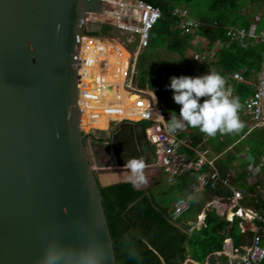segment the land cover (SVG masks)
<instances>
[{"label": "water", "instance_id": "95a60500", "mask_svg": "<svg viewBox=\"0 0 264 264\" xmlns=\"http://www.w3.org/2000/svg\"><path fill=\"white\" fill-rule=\"evenodd\" d=\"M102 8L0 0V264H117L101 188L128 181L127 160L108 133L89 139L92 162L78 106L80 36ZM125 125L146 164L148 182L135 188L148 187L159 168L144 122Z\"/></svg>", "mask_w": 264, "mask_h": 264}, {"label": "trees", "instance_id": "16d2710c", "mask_svg": "<svg viewBox=\"0 0 264 264\" xmlns=\"http://www.w3.org/2000/svg\"><path fill=\"white\" fill-rule=\"evenodd\" d=\"M146 1L158 6L161 11L160 18L150 29L149 43L143 51L142 57L148 58L149 55H152L156 58V65L150 71L149 86L156 91L158 104L165 114L166 121L170 118L172 111H176L178 115L180 109V105L175 103L173 91L169 87L173 76H199L211 67L210 72L214 71L223 75L227 84L233 86L234 92L241 100L252 93V83L236 82L230 72L245 68L244 75L253 79L254 74L264 61V41L230 40L225 34V28L228 26H249L252 22L256 23L257 29L264 28V13L259 7L264 3V0H208L206 11L203 14L200 13V16L196 15L197 11L194 9L201 2L200 0ZM246 5L250 6L249 13H239L238 9ZM177 7H186L189 15L199 20L212 23L214 19H217L222 22L223 27L219 24L212 27L206 26L204 22L193 30L194 33L203 35L212 33L221 42V47L209 62L200 58L196 65L185 54V49L193 45L190 41L193 31H184L179 26L181 16L174 12ZM258 14L260 16L257 18ZM108 28L109 25L102 24L99 31L93 32L106 33ZM87 44L89 45V42L85 39L81 57L83 60L80 63L82 91L85 76H88L90 72L99 80V91L88 94L95 100L96 107L107 116L111 113L122 115L123 103L133 105V102L127 99L123 87L122 65L121 63H108V65L86 59L89 47ZM108 76L112 78V93H107L105 90L106 80L104 77ZM141 83L143 82L141 81ZM109 109L116 110V112ZM239 117L243 124L239 133L224 134V138L220 137L219 133L215 137L207 136V143L215 152H221L217 158L219 171L224 173L228 168H234L237 174L236 181H241L240 185L244 186L248 162L241 156V152L248 151L256 162L259 161L260 156L264 154V126L248 130L249 119L242 114H239ZM187 131H190L193 141H199L203 136H206L198 129L191 127H186L181 132L185 134ZM227 137H231L233 142L235 141L228 149L226 147L232 143V140L227 143ZM181 149L188 156L194 154L188 148ZM135 156L138 158V153ZM235 164H238L239 168H235ZM199 174L200 170H186L175 174L174 180L167 183L174 185L176 182H179L178 184L186 182V187L189 188ZM160 177L163 178L162 174ZM160 177L154 178L152 185L158 182ZM163 179L165 180V178ZM181 184L176 198L185 192L181 188ZM152 185L137 189L126 181L101 188L117 264H183L186 258L201 261L208 252L220 249L225 237H231L235 244L240 242L242 237L239 228L240 218L237 217L230 221L221 218L213 209L206 211L203 225L194 227L190 232L181 229L169 217L170 206L176 198L173 201L168 199L164 203H160L152 190ZM207 189L210 187L207 186ZM216 190L227 192V189L222 185H218ZM202 197L198 194L196 198L203 201ZM198 205L199 202L196 200L191 202V206L181 214L179 219L181 221H184L185 217L189 219L190 217L186 216V213L192 209H199ZM255 205L264 207V198L259 199ZM250 234L249 231L248 235Z\"/></svg>", "mask_w": 264, "mask_h": 264}, {"label": "built area", "instance_id": "2783aa9c", "mask_svg": "<svg viewBox=\"0 0 264 264\" xmlns=\"http://www.w3.org/2000/svg\"><path fill=\"white\" fill-rule=\"evenodd\" d=\"M103 8L100 11H88L85 17L86 29L80 36L99 35L112 38L119 43L124 52L121 56L123 61V87L133 92L132 102L136 117L123 116L117 120L109 133L118 128L123 121H143L146 139L151 145L155 154V163L158 166L170 168L169 178L186 170H200V174L190 184V188L181 196L176 198L170 206V220L181 229L187 232L194 227L204 224L205 212L203 208L196 214L194 221H181V214L190 206L193 197L198 191H203L207 186L214 188L220 184L227 189V192L215 193L206 202L208 209H213L218 215H225L227 220L232 221L235 217H243L247 221L239 220L240 232L244 234V242L235 244L231 237H225L220 249L208 252L201 261L186 258L184 263L190 264H261L264 261V207L255 206V202L264 197V154L259 161L246 151L244 158L247 160V174L245 185L241 186L234 182L235 173L231 170L219 171L217 158L220 153H213L209 147L203 146L202 142L193 141L190 132L183 134L181 131L170 134L165 128V114L158 104L155 89L149 86L150 71L155 66L154 60L143 58V51L149 43V32L161 16L158 6L146 0H101ZM116 5L120 8L116 17L110 19L105 16L111 7ZM175 13L181 16L179 26L184 31H193L196 27L204 24V21L190 16L186 7H177ZM107 13V14H106ZM108 16V15H107ZM260 16L258 14L257 18ZM206 23V22H205ZM90 24H98L99 28H87ZM102 24L110 25L121 33L115 36L113 33L93 32L99 31ZM212 25H218L219 21L214 19ZM225 34L230 40L240 39L251 42L264 41V28L257 29L256 23L249 26H228ZM80 48L77 49V57ZM117 53H120L117 50ZM198 56L195 54V57ZM245 68L231 71L230 75L236 82L252 83V93L240 99L241 108L239 114L249 119V130L255 127L264 126V61L260 69L255 73L253 79L244 75ZM78 92L80 90V77L78 75ZM141 81L143 83H141ZM91 85L97 88V83L91 81ZM233 95L238 96L234 90ZM239 97V96H238ZM79 109L81 107L79 106ZM163 116H162V115ZM89 133V132H86ZM91 133V132H90ZM89 133V134H90ZM181 148H188L193 151V156H188ZM205 165V168L203 166ZM248 178V180H247ZM245 202V203H244ZM227 209L233 213L229 218ZM241 210L243 213H241ZM251 232L248 235V232ZM230 243H226L227 240Z\"/></svg>", "mask_w": 264, "mask_h": 264}, {"label": "clouds", "instance_id": "9594fccd", "mask_svg": "<svg viewBox=\"0 0 264 264\" xmlns=\"http://www.w3.org/2000/svg\"><path fill=\"white\" fill-rule=\"evenodd\" d=\"M169 87L175 103L180 105L178 115L172 111L165 122L170 134L191 127L206 136L215 137L218 133H239L243 128L239 117L240 99L233 95V89L220 73L212 71L199 76H173ZM124 168L133 187L147 184L146 164L142 158L128 159Z\"/></svg>", "mask_w": 264, "mask_h": 264}, {"label": "rangeland", "instance_id": "374dc122", "mask_svg": "<svg viewBox=\"0 0 264 264\" xmlns=\"http://www.w3.org/2000/svg\"><path fill=\"white\" fill-rule=\"evenodd\" d=\"M200 1L201 2H199V4L196 5L194 8L197 11V13H196L197 16H200V13L203 14L206 11L207 4H208V0H200ZM247 6H249V5H246V9H247L246 11L248 12ZM259 7L261 8V10L264 13V3L260 4ZM108 31H110L109 33H113L115 36H121V33L118 32L115 28H112L110 25H109ZM195 39H198L195 46H191L190 48H186L185 54L190 58V60H192V62H194L197 65V63H199V59L201 58L200 56H201L202 52L206 49L205 46L208 43L205 42L201 36H195ZM86 40H88V42H89V45L87 44V47L88 46L89 47H88V51H87L88 54L86 56V59H90V60H92V62L94 61L97 63L98 62H103V63H107V64L108 63L109 64L121 63L122 68H123V61L121 58V56L123 54H121V52L123 53L124 50L123 51L121 50V47L119 46V43H116V40L114 41L112 38L110 39V38L99 36V35H95V36L90 35L89 38ZM117 50H119L120 53H117ZM195 53H197L199 56L195 57ZM149 57H150V59L154 60L153 62L156 65V58H154L152 55H149ZM210 71H211V67L208 68L207 70H205L204 74H206L207 72H210ZM122 73H123V71H122ZM88 76H89V78L84 81V84L86 83L85 87L90 90L92 88L91 81L97 83V77L95 75L91 74L90 72H89ZM81 78H82V73H81ZM123 78H124V75H123ZM104 80H106L105 81L106 82V85H105L106 92L112 93V91H113L112 78L108 76V77H104ZM97 85H98V83H97ZM94 89H95V92L99 91V87L94 88ZM125 91H126L127 99L132 102L133 92L131 93V92L127 91L126 89H125ZM89 92L92 93L91 91H89ZM80 104H81V108H82L83 112L85 114H87V116L85 117V122H86V124H90L91 123L90 121H92L93 118H90L88 116V114L93 113L94 111H98V109L93 105V99L91 97L86 96V94L84 92H82ZM110 111L116 112V110H110ZM134 115H137L134 111V107H127V116L134 118ZM103 116H105V115H103ZM122 117L123 116H120L119 114L111 113V114H109V116H105L102 123H99V124L93 123L91 127L95 130V132L97 133L98 136L107 135L109 133V130L115 125L117 120L121 119ZM89 133L85 134V140L87 142L88 150L90 151V159L93 162L92 149L89 145V139L92 138L93 136H92V133H90V134ZM110 134L111 133L108 134V137H106V139H109ZM231 140L233 142V139L231 137L226 138L227 143L230 142ZM202 145L206 146V141L202 142ZM228 148H230V147H227L226 149H228ZM209 150H210V152L212 150L213 153H220V152H215L212 149V147H210ZM245 153H246V151H242L241 156L244 157ZM98 157L104 161L109 159L107 152L105 150H102L101 148H99ZM138 158H139V155H138ZM158 168H159V172L156 176L153 177V179L160 177V174H162V177L165 178L166 181L160 177L161 179L158 182H155L153 185L151 184L152 190L155 193V196L157 197V199L160 201V203H164L168 199H170V200L172 199V201H173L178 194L179 186L181 183L178 184L179 182H176L174 185H169L168 183H170L171 181L174 180V178H169V172H171L170 168L168 169L167 167H162L161 165L158 166ZM235 168H239V165L235 164ZM232 170H234L236 172V170L234 168ZM246 171H247V168H246ZM246 176H248L247 172H246V175L244 177L245 181H246ZM247 180H248V178H247ZM186 186H187L186 182H183V184H181V188H183V190L188 189ZM207 197H208V193H204V196L202 197L203 201L196 198V201L199 202V205H198L199 208H203L206 206L207 202L204 199H206ZM196 210H198V208L190 210L189 212L186 213V216L192 217ZM219 216L221 218L227 219L225 215H219ZM240 218H241V220L248 222V219H244L243 217H240ZM235 219H236V217H235Z\"/></svg>", "mask_w": 264, "mask_h": 264}, {"label": "crops", "instance_id": "0c3cea01", "mask_svg": "<svg viewBox=\"0 0 264 264\" xmlns=\"http://www.w3.org/2000/svg\"><path fill=\"white\" fill-rule=\"evenodd\" d=\"M248 7V12L246 11L247 9H246V6H244V7H242V8H240V9H238V12L239 13H244V14H248L249 13V11H250V6H247ZM262 11V10H261ZM258 15H256V17H257ZM201 21H204V22H206L205 23V25L206 26H213L211 23H209L208 21H206V20H201ZM219 25H221L222 27H223V25H222V22H220L219 21ZM193 34H192V36H191V39H190V41H191V43L193 44L192 46H195V44H196V42H197V40L198 39H195V36H201L202 37V39L205 41V42H207L208 44L205 46V50L202 52V54H201V58L204 60V61H206V62H209L211 59H212V57H214V54H215V52L221 47V42L217 39V37H215V35L214 34H207V35H203V34H197V33H194V31L192 32ZM195 54H197V53H195ZM198 55V54H197ZM199 56V55H198ZM198 58V57H197ZM192 61V60H191ZM255 75V74H254ZM97 77V76H96ZM89 78V76H85V79H84V81L86 80V79H88ZM97 83H98V87H99V80H98V77H97ZM85 85H86V83L84 84L83 83V92L86 94V96H88V97H91V96H89L88 94L90 93L89 92V89L88 88H86L85 87ZM229 86L233 89V86L231 85V84H229ZM153 89V88H152ZM155 94H156V91H155ZM92 98V97H91ZM93 99V98H92ZM156 99H157V95H156ZM157 102H158V99H157ZM93 105L96 107V105H95V100L93 99ZM123 106H124V110H123V114L122 115H120V116H127V103H123ZM97 108V107H96ZM98 109V108H97ZM94 113H100V114H103L104 115V113L101 111V110H99L98 109V111H94ZM105 116H107L106 114H105ZM105 116L104 117H100V118H97V117H92V118H97V120L100 122V123H102L103 122V120H104V118H105ZM249 130V129H248ZM188 132H190V131H187V133ZM204 138H205V141H206V146L207 147H211L208 143H207V136H203ZM220 137H222V138H224L225 137V135H221L220 134ZM204 142V141H203ZM235 143V141L234 142H232V143H230L227 147H231V145L232 144H234ZM226 147V148H227ZM213 149V148H212ZM228 169H231L232 170V168H228ZM227 169V170H228ZM234 173H235V177L237 176V174H236V172L234 171V170H232ZM237 178V177H236ZM236 178L234 179L235 181V183H238V184H240V183H242L241 181H236ZM218 185H220V184H218ZM218 185H216L214 188H211L210 187V189H212V190H210V189H205V190H203V191H198L196 194H195V196L193 197V199H192V202L193 201H195L196 200V197H197V195L199 194V196H204V193H208V197L206 198V199H204L205 201H207L208 199H210L211 197H212V195L213 194H215V193H223V192H220V191H217L216 190V188H217V186ZM189 188H190V186H189ZM188 188V189H189ZM187 189V190H188ZM186 190V189H185ZM186 190V191H187ZM185 191V192H186ZM184 192V193H185ZM225 193V192H224ZM264 197H260V199H263ZM258 201L259 200H257L255 203H258ZM256 206V205H255ZM257 206H260V205H257ZM202 208H199L198 210H196L195 212H194V214H193V216L192 217H190L189 219L188 218H186L185 217V219L184 220H186V222L187 221H194L195 220V217H196V214L201 210ZM203 210H204V212H205V214H206V211L208 210V207L207 206H205V207H203ZM244 238H245V236H244V234L242 233V237H241V239H240V242L239 243H242V242H244ZM233 240V239H232ZM191 259V258H190Z\"/></svg>", "mask_w": 264, "mask_h": 264}, {"label": "flooded vegetation", "instance_id": "af4514ba", "mask_svg": "<svg viewBox=\"0 0 264 264\" xmlns=\"http://www.w3.org/2000/svg\"><path fill=\"white\" fill-rule=\"evenodd\" d=\"M99 124L100 122L97 121ZM93 123H90L89 129L85 132H91L94 135H97L95 130L91 127ZM114 133L110 134L109 139H105L108 142L112 143L113 151L115 152L116 156L119 159H129V158H136L137 155V148L134 136L132 134V127L130 125H125L122 127L116 128L113 131Z\"/></svg>", "mask_w": 264, "mask_h": 264}, {"label": "bare ground", "instance_id": "6f19581e", "mask_svg": "<svg viewBox=\"0 0 264 264\" xmlns=\"http://www.w3.org/2000/svg\"><path fill=\"white\" fill-rule=\"evenodd\" d=\"M108 13L110 12V14H107L105 17L106 18H110V19H113L114 17H116V15L119 13V12H121V10H120V8L116 5V8L115 7H111V10L109 9L108 11H107ZM89 38V36H85V37H83L82 39H81V44H79V48H80V52H79V54H78V57H79V59L77 60V69H78V75H79V77L81 78V71H80V68H81V66H80V63H81V60H82V52H83V49H84V41H85V39H88ZM87 48V47H86ZM79 85H80V90H79V94H78V106H80L81 107V104H80V99H81V96H82V85H81V80L79 81ZM89 91H91V92H95V89H94V87L92 86V88L89 90ZM97 92V91H96ZM127 106L128 107H134L133 105H131V104H128L127 103ZM135 113L137 114V112L135 111ZM105 115V114H104ZM87 116V114H85L84 112H83V110H82V108L80 109V112H79V122H80V127H81V130L84 132V131H86V130H88L89 129V125L88 124H86V122H85V117ZM88 116L90 117V118H92V117H97V118H100V117H104L103 116V114H100V113H89L88 114ZM134 117H136V115H134ZM97 118H93L92 119V121H90L91 123H97ZM241 213H243L242 212V210H241ZM226 214H227V216L229 217V218H231L232 217V215H233V213L231 212V210L230 209H227V212H226ZM226 243H230V240L228 239L227 241H226Z\"/></svg>", "mask_w": 264, "mask_h": 264}]
</instances>
